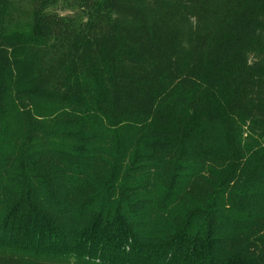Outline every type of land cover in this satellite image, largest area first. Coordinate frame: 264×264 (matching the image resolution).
<instances>
[{
	"label": "trees",
	"instance_id": "16d2710c",
	"mask_svg": "<svg viewBox=\"0 0 264 264\" xmlns=\"http://www.w3.org/2000/svg\"><path fill=\"white\" fill-rule=\"evenodd\" d=\"M0 0V264H264V0Z\"/></svg>",
	"mask_w": 264,
	"mask_h": 264
},
{
	"label": "rangeland",
	"instance_id": "374dc122",
	"mask_svg": "<svg viewBox=\"0 0 264 264\" xmlns=\"http://www.w3.org/2000/svg\"><path fill=\"white\" fill-rule=\"evenodd\" d=\"M14 14L18 20L22 22H27L30 19V11H31V3L29 0H16L14 2ZM50 11L57 12L63 16L67 15H79L81 17H85L84 11H79L71 6L69 1H58L54 6L50 8Z\"/></svg>",
	"mask_w": 264,
	"mask_h": 264
}]
</instances>
